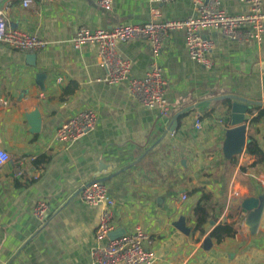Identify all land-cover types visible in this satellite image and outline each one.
Segmentation results:
<instances>
[{
    "label": "crops",
    "instance_id": "1",
    "mask_svg": "<svg viewBox=\"0 0 264 264\" xmlns=\"http://www.w3.org/2000/svg\"><path fill=\"white\" fill-rule=\"evenodd\" d=\"M222 5L230 15L249 11L238 0ZM0 9L13 28L47 42L36 53L0 42V149L11 156L0 169V264H93L104 206L83 203L80 192L95 180L115 201V228L149 234L154 264H264V161L253 166L257 159L246 147L236 163L224 153L232 104L264 108V28L260 41L205 33L215 43L210 69L190 59L184 31H173L157 54L144 40L119 43L130 78L144 77L154 64L163 68L167 119L137 102L127 82L104 83L99 46L77 49L72 38L84 26L141 24L154 14L182 20L193 14L189 0H113L111 11L99 0H34L28 7L3 0ZM88 109L97 113L95 129L72 146L58 143L57 128ZM255 114H246V139L264 151V118L252 124ZM196 188L213 193L219 223L234 224V238L208 237L213 224L202 237L195 232L202 193L189 192ZM252 197L262 204L254 230L255 210L241 207ZM39 201L50 215L42 227L32 212Z\"/></svg>",
    "mask_w": 264,
    "mask_h": 264
},
{
    "label": "built area",
    "instance_id": "2",
    "mask_svg": "<svg viewBox=\"0 0 264 264\" xmlns=\"http://www.w3.org/2000/svg\"><path fill=\"white\" fill-rule=\"evenodd\" d=\"M34 0H23L28 7ZM42 3H54L63 0H38ZM169 2L172 0H154ZM193 6V14L182 20H161L156 14L148 22L141 24H119L112 28L91 29L81 27L72 38L75 48L80 49L87 44L99 46V59L105 70L102 81L109 85L127 82L132 97L150 109H157L161 116L171 119L172 113L166 100V79L161 66L154 64L142 78H130V61L123 58L117 49L119 43L144 40L148 42L155 54L164 47L173 31H184L190 59L210 69L214 63L210 53L215 43L205 33H220L232 41L261 40L264 28V10L262 0H238L249 7L247 14L230 15L223 8L222 0H189ZM99 4L107 11L112 10L113 0H99ZM0 42L8 44L23 53H36L43 49L47 42L37 34H30L13 28L5 13L0 9ZM62 81V78H59ZM98 121L93 109L84 110L63 122L55 132L58 143L72 146L76 141L92 132ZM203 122L197 118L195 128L200 130ZM174 135V132H172ZM11 160L8 152L0 149V169ZM17 176H22L19 172ZM235 190V189H234ZM232 191V197L239 193ZM83 203L89 206H104L100 223L95 231L99 241L92 251L93 264H154L155 254L150 245L152 240L145 231L136 228L133 232L111 238L118 231L115 228V201L109 194V187L102 181L85 186L80 192ZM182 195V200H187ZM33 216L39 225H45L49 218L46 201H39L32 209Z\"/></svg>",
    "mask_w": 264,
    "mask_h": 264
},
{
    "label": "trees",
    "instance_id": "3",
    "mask_svg": "<svg viewBox=\"0 0 264 264\" xmlns=\"http://www.w3.org/2000/svg\"><path fill=\"white\" fill-rule=\"evenodd\" d=\"M248 113L251 115L256 113L251 119L252 124L257 123L261 118H264V108H261L259 105H253L251 109H249ZM181 117L182 116H179V119ZM245 152L257 159L253 166L264 161V151L260 148L256 139L252 136H250L248 139ZM229 159L232 161V163H236L238 160V155ZM197 192H201L202 195L193 209V214L196 221L195 232L198 233L199 237H202L207 233L205 228L207 224H213V228L208 233V237L214 238L218 242H222L227 238H234L238 233L234 227V224L219 223L217 214L222 211V208L215 199L213 193L207 191L204 188H196L191 190L189 194L193 195Z\"/></svg>",
    "mask_w": 264,
    "mask_h": 264
},
{
    "label": "water",
    "instance_id": "4",
    "mask_svg": "<svg viewBox=\"0 0 264 264\" xmlns=\"http://www.w3.org/2000/svg\"><path fill=\"white\" fill-rule=\"evenodd\" d=\"M3 0H0V3ZM249 111V106L241 104V103H233L231 108V122L233 127L228 129L226 132V144L224 147V153L226 156L233 157L242 152L244 147H246V132H247V125L246 121V114ZM100 180H95L97 182ZM92 182V183H94ZM241 207L245 211H253L254 212V219L252 223L253 230L257 228L260 215L262 204L261 200L258 198H246L241 203ZM122 234V231H117L111 234V238H116Z\"/></svg>",
    "mask_w": 264,
    "mask_h": 264
}]
</instances>
